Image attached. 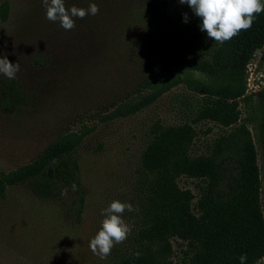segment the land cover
Segmentation results:
<instances>
[{
	"label": "rangeland",
	"instance_id": "obj_1",
	"mask_svg": "<svg viewBox=\"0 0 264 264\" xmlns=\"http://www.w3.org/2000/svg\"><path fill=\"white\" fill-rule=\"evenodd\" d=\"M3 1L8 10L0 19V58L18 61L20 71L15 80L0 76V173L32 160L65 132L90 131L0 201V264H50L51 257L61 264L56 255L64 249L68 254L78 250L73 264H107L89 248L101 227L102 210L127 195L149 125L155 120L163 125L189 122L196 96L179 83L133 114L101 117L136 91H149L158 71L185 73L173 62L176 38L191 8L179 0H65L66 8L95 2L100 9L95 16L74 18L76 26L66 31L46 19L41 0ZM245 86L251 102L264 96L260 51L246 65ZM238 108L241 119L248 116V103L239 100ZM193 126L192 155L206 153L213 139L228 130L209 120ZM248 128L264 216V145L257 130ZM176 183L195 195L202 184L184 175ZM122 218L126 222L124 213ZM171 243L175 257L180 243Z\"/></svg>",
	"mask_w": 264,
	"mask_h": 264
},
{
	"label": "trees",
	"instance_id": "obj_2",
	"mask_svg": "<svg viewBox=\"0 0 264 264\" xmlns=\"http://www.w3.org/2000/svg\"><path fill=\"white\" fill-rule=\"evenodd\" d=\"M7 10V2H1V20ZM190 11L176 38L173 62L185 73L181 75L174 68L158 71L149 91H136L101 117L133 114L179 83L196 96L189 105V122L163 125L155 120L149 125L129 191L123 197V202L136 209L124 212L131 232L113 247L107 264H240L241 254L247 257L244 264H264L260 170L248 128L250 124L257 130L264 145V96L251 102L245 86L246 65L259 51L264 57V12L250 29L219 44L207 38L200 30V18ZM239 100L250 108L242 119ZM2 103L9 104L7 95ZM201 120L228 130L213 139L206 153L192 155L193 124ZM89 131L84 127L65 132L48 142L32 160L1 172L0 201L7 199L10 189L78 146ZM262 169L264 180V162ZM180 175L202 182L196 195L177 185ZM172 239L180 243L175 257ZM137 252L139 258L134 255ZM78 254V250L68 254L64 249L56 256L61 264H73ZM53 259L50 264L57 263Z\"/></svg>",
	"mask_w": 264,
	"mask_h": 264
},
{
	"label": "clouds",
	"instance_id": "obj_3",
	"mask_svg": "<svg viewBox=\"0 0 264 264\" xmlns=\"http://www.w3.org/2000/svg\"><path fill=\"white\" fill-rule=\"evenodd\" d=\"M45 7L46 19L59 22L66 30H72L75 19L95 16L100 9L95 2L89 3L87 8L71 6L65 7V0H41ZM187 4L194 14L200 18V30L206 32L207 38L219 44L230 41L241 31L250 29L256 17L264 12V0H179ZM187 21V14H184ZM20 71L19 62H10L6 57L0 58V76L8 80L17 79ZM125 210L131 212L136 209L130 203L113 200L102 210L104 218L101 227L89 242V248L94 255L106 259L116 244L123 243L131 232V227L124 221L122 214ZM139 258L140 253L134 254ZM240 264L247 259L246 254L238 258Z\"/></svg>",
	"mask_w": 264,
	"mask_h": 264
}]
</instances>
